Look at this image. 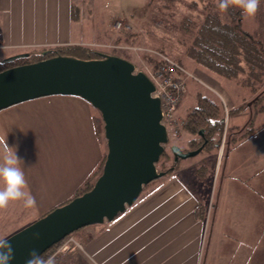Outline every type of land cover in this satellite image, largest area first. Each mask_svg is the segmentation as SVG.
Returning a JSON list of instances; mask_svg holds the SVG:
<instances>
[{
  "label": "rangeland",
  "instance_id": "rangeland-1",
  "mask_svg": "<svg viewBox=\"0 0 264 264\" xmlns=\"http://www.w3.org/2000/svg\"><path fill=\"white\" fill-rule=\"evenodd\" d=\"M207 5L208 2L202 0H176L172 4H166L160 0L153 2L150 0H82V20L84 21L81 27L77 28L74 40L86 42L87 46L107 52L117 50L116 54L132 62L137 71L142 72H148L151 66L157 65L158 60L161 59L160 49L166 51L172 59L177 56L182 58V64L193 74V78L188 80L184 100L177 112L178 118L182 119L179 130H169L170 142L166 146L169 153L172 145H178L185 152L196 150L191 149V145H187L190 136L183 127L184 117L198 102V93L223 108L225 102L229 105L230 114L227 122L229 131L226 133V128L224 129L220 144L215 149L217 153L214 159L208 157L202 161L208 155L204 150L194 157L180 160L177 167L179 170L176 173L173 172L175 176L186 181L196 194L205 198L206 202H212L211 209H213L212 205L217 204L221 193L228 154L237 140L243 139L235 131L238 130V125H241V133H249L247 135L251 136L249 138L250 136L246 135L242 143L264 146V108H262L264 103L261 101L257 103L254 100L256 96L250 92L251 87L245 86L246 75L241 76L240 79L228 80L185 56L186 44L192 40V29L202 22L207 14ZM210 10L222 16L224 20L229 19L226 11L219 10L218 0H210ZM240 17H242V27L264 41V0H260L255 16L248 17L242 14ZM119 20L122 21L123 26L120 30H116L113 26ZM184 27H188L189 30ZM127 36H129L128 40H126ZM0 42H3L2 38ZM30 42L31 39L23 37L8 40L12 47L8 46V43H1L0 60L5 61L11 58L9 57L11 54L27 52L26 47ZM41 49H31L30 53ZM229 97L242 103L245 100L248 102L241 108L232 110ZM17 122L22 123L13 125ZM98 126L103 133L104 123L101 113L89 102L77 96H47L0 111V138L6 137L8 146L16 150L18 158L22 161L20 167L26 181L35 182L40 179L41 182H54V185L56 181H63V179L58 180L61 170L65 171L61 173L63 177H66L67 173L71 174V181L84 180L79 175L86 163L93 161L92 143L95 142L103 155L107 154V143L97 133ZM252 133L257 135L252 136ZM224 138L225 149L219 161V148ZM87 148L91 158L87 156ZM202 162L204 163L201 164ZM64 163H76L78 167L64 169L62 168ZM95 171L96 169L90 174L92 175ZM159 171L161 172L162 169L159 168ZM189 172L196 175L195 182L192 181L191 176L189 177ZM262 175L264 177V172ZM249 183L253 186L252 182ZM149 186L150 184L144 188L141 195L146 193ZM236 192V195L233 194V188L230 191L232 198L236 197V200L227 198L225 209L227 210L228 207L231 212L228 211L226 223L221 225H226L227 228L224 231L228 232L231 238L232 236L240 238L238 241L240 255L236 258L235 264H264V232L262 239H256L259 225H262L264 231V185L260 201L250 198L249 195L252 196V194L242 184H237ZM214 210L215 208L212 210V217H214ZM234 226L238 230L230 231ZM79 251L81 249H75L72 245L71 249L62 250L58 254H74Z\"/></svg>",
  "mask_w": 264,
  "mask_h": 264
},
{
  "label": "crops",
  "instance_id": "crops-1",
  "mask_svg": "<svg viewBox=\"0 0 264 264\" xmlns=\"http://www.w3.org/2000/svg\"><path fill=\"white\" fill-rule=\"evenodd\" d=\"M81 3L82 0H0L2 41L7 44L8 40L28 37L31 39L26 47L29 52L24 51L22 54L30 53L31 49L36 48L87 45L86 42L74 40L77 28L84 21ZM74 7L81 10L78 21L73 19ZM7 45L11 46L9 43ZM18 55L11 54L9 57ZM229 98L232 110H237L244 104ZM240 126L235 130L238 135L242 130ZM256 135L252 133V136ZM249 138L246 139L249 141ZM243 139L237 140L228 154L221 193L217 204L212 205L215 208L214 217L212 202H206L186 181L175 176L178 168L175 173L152 182L146 193L113 221L91 225L75 232L74 236L82 242L83 250L74 254L54 255L55 264H235L240 255V238H231L224 231L226 225L221 226L226 223L228 211L231 212L230 208L225 209L226 200L228 197L232 198V188L236 195L237 184H242L252 194L249 195L250 198L260 201L264 185V146L244 144ZM93 146V161L86 163L79 175L84 179L83 182L76 179L71 181L69 173L66 177L61 176L65 172L62 170L58 180L63 181H56L54 185V182H41L40 179L35 182L27 181L36 206L26 208L22 201L10 202L6 208L0 209V225L19 231L70 199L105 156L95 142L92 143ZM87 152L88 158H91L88 148ZM206 152L208 155L202 161L208 157L214 159L217 153L212 149ZM75 167H78L76 163H64L62 166L64 169ZM189 177L195 182L196 175L189 172ZM232 199L236 200V197ZM199 202L207 208L205 219L197 214ZM231 230L238 228L234 226ZM263 232L262 225H259L257 240L262 239Z\"/></svg>",
  "mask_w": 264,
  "mask_h": 264
},
{
  "label": "water",
  "instance_id": "water-1",
  "mask_svg": "<svg viewBox=\"0 0 264 264\" xmlns=\"http://www.w3.org/2000/svg\"><path fill=\"white\" fill-rule=\"evenodd\" d=\"M154 92L144 72L114 55L90 60L56 56L0 72V111L47 96H77L101 113L107 143L102 174L89 191L7 238L15 253L12 264H24L33 248L44 254L82 228L113 221L136 203L147 185L165 175L157 164L170 139ZM200 134L204 137V130ZM207 143L205 139L190 152L172 145L174 161L198 155Z\"/></svg>",
  "mask_w": 264,
  "mask_h": 264
},
{
  "label": "trees",
  "instance_id": "trees-1",
  "mask_svg": "<svg viewBox=\"0 0 264 264\" xmlns=\"http://www.w3.org/2000/svg\"><path fill=\"white\" fill-rule=\"evenodd\" d=\"M150 1L153 2L157 0ZM160 1H163L166 4H172L176 0ZM202 1L208 2V5L206 6L207 14L202 22L192 29V40L186 44L187 50L185 56L205 69L228 80L240 79L241 76L246 75V80L244 79L246 83L245 86L251 87L250 92H253V96H256L254 100H256L257 103L260 101L264 103V89L261 90L262 86H264V41L258 39L255 34L246 31L242 27V17H240L242 12L239 9L236 11L234 10L235 8L228 9L226 12L228 13L229 19L224 20L222 16L211 12L210 0ZM80 13V8L74 7L73 19L78 21L80 19ZM184 28L189 30L188 27ZM128 39L129 36L126 37V40ZM116 53L117 50L107 52L87 45L54 46L41 49L40 51L27 53V56L19 57L14 61L0 60V72L15 66L31 64L56 56H70L90 60L102 58L103 55L119 56ZM159 53L169 56L163 49H160ZM181 59L182 58L178 56L174 58L175 61L184 66ZM198 95L199 98L196 106H194L184 117L185 125L183 128L190 136L187 145H191V149L193 150L198 149L205 144V139H208V143L205 145L202 152L208 149L215 150L220 144L219 142L221 141L224 129L226 128V125L223 122L225 111L221 105L213 100L207 97H202L200 93H198ZM245 101L246 102L244 103L246 104L248 101ZM262 108H264V106ZM228 127L229 126H227L226 133L229 131ZM98 129V134L106 141L104 132L102 133L100 131L99 126ZM201 130H204V137L200 134ZM247 134L249 133H240V138L246 137ZM105 158L106 154L96 171L84 182L80 189H78L70 199L59 206L81 196L94 186L98 177L102 174ZM178 166L179 162L176 163L172 152L169 153L167 150H165L157 164L158 170L161 168L162 171L165 172L164 176L173 173ZM206 211V206L202 202H199L197 209L198 216L205 219ZM0 227L2 228L0 229V235H3L0 236V238H8L18 232L8 229L9 226L0 225ZM64 242L65 239L44 253L45 258L52 256L55 250H57Z\"/></svg>",
  "mask_w": 264,
  "mask_h": 264
},
{
  "label": "clouds",
  "instance_id": "clouds-1",
  "mask_svg": "<svg viewBox=\"0 0 264 264\" xmlns=\"http://www.w3.org/2000/svg\"><path fill=\"white\" fill-rule=\"evenodd\" d=\"M260 0H218L220 11L238 8L242 14L253 17L258 11ZM16 150L10 148L5 138H0V209L6 208L10 202L22 201L24 207L34 208L35 197L28 189L24 172L20 165ZM39 238V233L34 234ZM15 259L14 248L7 238H0V264H12ZM24 264H55L54 257L45 258L37 249H31L24 260Z\"/></svg>",
  "mask_w": 264,
  "mask_h": 264
},
{
  "label": "built area",
  "instance_id": "built-area-1",
  "mask_svg": "<svg viewBox=\"0 0 264 264\" xmlns=\"http://www.w3.org/2000/svg\"><path fill=\"white\" fill-rule=\"evenodd\" d=\"M122 26V21L119 20L113 28L120 30ZM159 57L161 59L158 60L157 65L151 66V69L144 73L155 85V92L152 96L159 98L161 101L162 123L166 126L169 136V130H179L182 119L178 118L177 112L185 96L188 80L193 78V74L171 57L164 54H159ZM136 72L139 71L136 69ZM224 111L226 113L224 121L227 129L230 110L226 102L224 103ZM224 149L225 138L219 148V161L223 156ZM72 245L75 249H83L81 242L71 234L65 239V242L59 250L51 257L57 255L62 250L71 249Z\"/></svg>",
  "mask_w": 264,
  "mask_h": 264
}]
</instances>
